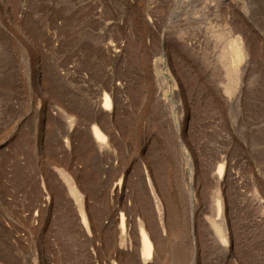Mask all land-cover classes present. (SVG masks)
Instances as JSON below:
<instances>
[{
    "label": "rangeland",
    "instance_id": "1",
    "mask_svg": "<svg viewBox=\"0 0 264 264\" xmlns=\"http://www.w3.org/2000/svg\"><path fill=\"white\" fill-rule=\"evenodd\" d=\"M0 264H264V0H0Z\"/></svg>",
    "mask_w": 264,
    "mask_h": 264
},
{
    "label": "bare ground",
    "instance_id": "2",
    "mask_svg": "<svg viewBox=\"0 0 264 264\" xmlns=\"http://www.w3.org/2000/svg\"><path fill=\"white\" fill-rule=\"evenodd\" d=\"M180 33V32H179ZM183 33V32H182ZM171 40V39H170ZM168 42V41H167ZM171 42V41H170ZM179 42V41H178ZM237 42V41H236ZM234 42V43H236ZM177 43V42H176ZM178 44V43H177ZM174 46H175V43H174ZM238 46V45H237ZM171 47V46H170ZM173 47V46H172ZM177 48V47H176ZM175 50V49H174ZM180 51V50H179ZM232 51H233V54L235 55V58L233 59V63L238 61L241 56H242V53H241V48L240 46L236 48L235 52H234V48H232ZM213 91V90H212ZM219 92V90H218ZM216 95V94H215ZM213 96V95H212ZM215 99V98H214ZM214 102V101H213ZM217 102V101H216ZM212 104V103H211ZM219 105V104H218ZM103 110H110L111 109V101L109 99V97L105 94L104 95V99H103V105L102 107ZM64 117V116H63ZM64 120V118H62ZM65 123L67 125V128L65 126V129H64V142L66 145H69L70 142H71V139L68 136V132L72 129V127L74 126V120L68 115H66L65 117ZM61 124V123H60ZM113 124V123H112ZM62 125V124H61ZM111 125V124H110ZM64 126V125H63ZM88 129V128H87ZM86 130V128H85ZM92 134L93 136H91V132H86L85 133H89L88 134V139L85 137V134L84 135H81V136H84L82 139H79L81 140V146L84 147L85 144L88 145L89 148H96V150L98 152L102 151L103 149H107V142L104 141V139L102 138L101 134L99 133L98 129L96 126H92ZM83 131V130H82ZM88 131V130H87ZM84 132V131H83ZM83 134V133H82ZM80 136V138H81ZM70 139V141H69ZM166 140V139H165ZM91 146V147H90ZM77 148V147H76ZM90 150V149H89ZM104 151V150H103ZM20 152V151H19ZM83 153V152H82ZM89 154V153H88ZM88 154L85 155L88 156ZM106 153H104L105 155ZM16 155V154H15ZM72 155V154H71ZM75 155V154H74ZM108 155V153L106 154ZM144 155V153H143ZM13 156V155H12ZM89 158V157H88ZM53 159V158H52ZM60 159V158H58ZM74 159V158H73ZM55 160V159H54ZM80 160V159H79ZM87 160V159H85ZM58 162V161H57ZM74 162V161H73ZM56 163V161H55ZM62 163V162H61ZM61 165V164H60ZM69 165H70V162H69ZM64 166V165H63ZM86 170V168H85ZM139 170V169H138ZM222 170H223V164H219L218 165V169H217V173L220 175L222 173ZM76 171V170H74ZM80 171V170H79ZM111 171V170H110ZM50 172V171H49ZM73 172V171H72ZM112 172V171H111ZM60 174V176L65 179L68 183V191L70 194H72L78 201H79V206L82 207V195L81 193H79V190L76 188V185L74 184V182L71 180V178L69 177L68 173H66V171H64L63 169L60 170V172H58ZM95 173V172H94ZM84 174V173H83ZM111 175V174H109ZM108 175V176H109ZM147 175V174H146ZM107 176V177H108ZM81 177V176H80ZM86 177V176H85ZM89 178V177H87ZM91 178L94 179V176L91 174ZM96 178V177H95ZM90 179V178H89ZM92 179V180H93ZM97 179V178H96ZM17 180V179H16ZM87 180V179H86ZM85 180V181H86ZM91 180V179H90ZM88 181V180H87ZM97 181V180H96ZM50 182V180H49ZM89 182V181H88ZM102 182V181H101ZM135 184V183H134ZM139 184V183H138ZM140 185V184H139ZM52 186V185H51ZM60 186V185H59ZM65 187V186H64ZM93 187V186H92ZM80 188V187H79ZM66 189V188H65ZM63 190V188L61 189ZM140 190V189H139ZM85 191V190H84ZM105 196V195H104ZM101 197V196H100ZM103 204V203H102ZM80 213H81V220L83 222V224L86 223V218H85V215L83 214V211H82V208L80 209ZM213 216L215 217L214 221L211 223V233H212V236L213 238L215 239V241L217 240L218 243L220 244H226L227 241H228V237H227V231H226V226H225V222H224V219L222 218L221 216V213H220V203H219V199L216 198V211L215 213L213 214ZM120 225H121V233H123V229H124V225H123V218H121V222H120ZM123 239V238H122ZM143 239L145 240L144 242V247H143V254H145V257H148V254L150 253V243L146 240V238L144 237L143 235ZM147 259V258H146Z\"/></svg>",
    "mask_w": 264,
    "mask_h": 264
}]
</instances>
